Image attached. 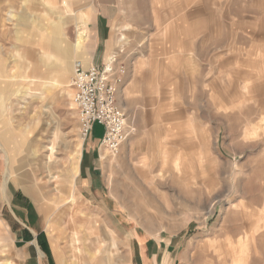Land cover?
<instances>
[{
    "label": "rangeland",
    "instance_id": "1",
    "mask_svg": "<svg viewBox=\"0 0 264 264\" xmlns=\"http://www.w3.org/2000/svg\"><path fill=\"white\" fill-rule=\"evenodd\" d=\"M86 1L0 0V264H264V0H116V156L74 101Z\"/></svg>",
    "mask_w": 264,
    "mask_h": 264
},
{
    "label": "built area",
    "instance_id": "2",
    "mask_svg": "<svg viewBox=\"0 0 264 264\" xmlns=\"http://www.w3.org/2000/svg\"><path fill=\"white\" fill-rule=\"evenodd\" d=\"M126 73V66L113 55L101 65L85 66L77 61L71 80L82 138L87 140L95 125H102L101 145L115 156L134 131L118 103L119 86Z\"/></svg>",
    "mask_w": 264,
    "mask_h": 264
},
{
    "label": "crops",
    "instance_id": "3",
    "mask_svg": "<svg viewBox=\"0 0 264 264\" xmlns=\"http://www.w3.org/2000/svg\"><path fill=\"white\" fill-rule=\"evenodd\" d=\"M89 1V2H88ZM86 1V5L82 9V20L85 23L88 21L85 19L87 18V14L90 12V20L88 22L87 27L92 32V37L94 40V45L92 49V53L84 59L87 63L91 64H103L107 57L109 48L113 46V37L111 33V26H112V17L114 12L116 11L115 8H112V5L116 7V5H120L116 0H88ZM90 11H88V9ZM88 12H86V11ZM117 14V13H115ZM54 28L56 25H53ZM111 50V49H110ZM109 51V52H108ZM0 138V144H1ZM3 143V142H2ZM4 146V144H3ZM87 177V176H86ZM5 194V195H4ZM3 197H6V193H3Z\"/></svg>",
    "mask_w": 264,
    "mask_h": 264
},
{
    "label": "bare ground",
    "instance_id": "4",
    "mask_svg": "<svg viewBox=\"0 0 264 264\" xmlns=\"http://www.w3.org/2000/svg\"><path fill=\"white\" fill-rule=\"evenodd\" d=\"M78 38L80 39V41H83L84 40V38H85V34L83 33V32H80L79 33V35H78ZM111 57V56H110ZM109 57V58H110ZM108 58V59H109ZM89 64V63H88ZM88 64H86L85 66H88ZM5 174H7V176H9V164L7 165V168H6V172H5ZM6 183V182H5ZM6 185V184H5ZM5 190V189H4ZM6 198V197H5ZM80 242V240L78 239V237L76 236V242ZM111 245H112V247L114 248L115 246H116V240H115V237H113L112 236V241H111ZM116 248V247H115ZM114 248V249H115ZM75 249H77V250H81V247L80 246H76L75 247ZM78 252V251H77ZM116 252H118L117 251V249H116ZM116 252H113V258L111 259L110 258V262H108V263H112V264H115L116 263V261L118 262L120 259V256L116 253ZM81 253V252H80ZM109 260V258H102L101 260L100 259H97V260H94L93 261V264H101L103 261L105 262V261H108ZM101 262V263H100ZM103 264V263H102ZM107 264V263H106Z\"/></svg>",
    "mask_w": 264,
    "mask_h": 264
}]
</instances>
